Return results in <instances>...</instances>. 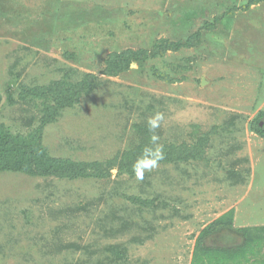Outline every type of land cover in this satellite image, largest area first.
<instances>
[{
  "label": "rangeland",
  "instance_id": "rangeland-1",
  "mask_svg": "<svg viewBox=\"0 0 264 264\" xmlns=\"http://www.w3.org/2000/svg\"><path fill=\"white\" fill-rule=\"evenodd\" d=\"M196 32L191 47L163 46ZM141 49L108 73L112 54ZM84 74L95 84L63 108L28 94ZM157 112L164 159L138 182ZM262 112L264 0H0V127L97 165L77 178L0 170V264H192L226 212L237 229L264 225ZM241 243L238 231L204 241Z\"/></svg>",
  "mask_w": 264,
  "mask_h": 264
},
{
  "label": "trees",
  "instance_id": "trees-1",
  "mask_svg": "<svg viewBox=\"0 0 264 264\" xmlns=\"http://www.w3.org/2000/svg\"><path fill=\"white\" fill-rule=\"evenodd\" d=\"M257 1L259 0H254V2ZM199 38L200 32H196L183 43L165 40L162 43L163 46L164 43L165 45L168 44L169 50H178L180 47H191ZM163 51L164 47L162 50L154 51V55H160ZM147 54L148 52L142 49L114 53L107 62L108 73L118 74L123 72L128 69L131 62L146 59ZM95 80V76L84 74L77 82L61 79L50 83L47 87L39 86L31 88L28 90V94L52 98L59 107L63 108L77 102L81 94L92 88ZM262 115H264V112H262ZM256 132L264 137L263 129L260 128ZM30 134L40 133L35 131V133ZM31 138H33L32 141H27L24 138L14 137L9 129H2L0 127V170H21L34 174L40 173L42 175H55L63 178H77L79 176H90L92 171H96L97 169V165L91 166L85 162H72L51 157L47 153L45 146L41 143L40 136H31ZM193 149L188 150L190 153L183 154V151L177 148V152L175 155L173 152V156L180 159L186 155H193ZM233 213V210L226 212L203 229L197 238L192 264H244L245 262L248 264L251 258H254V264L260 260L264 262V255L261 256L262 258L258 257L261 248L264 247V225L237 229L233 225ZM222 231L228 234L238 231L242 237V243L230 247L205 246V238L213 234H219Z\"/></svg>",
  "mask_w": 264,
  "mask_h": 264
},
{
  "label": "clouds",
  "instance_id": "clouds-1",
  "mask_svg": "<svg viewBox=\"0 0 264 264\" xmlns=\"http://www.w3.org/2000/svg\"><path fill=\"white\" fill-rule=\"evenodd\" d=\"M163 115L159 112L155 113L147 121L148 130L150 132L151 148H146L141 157L133 165V173L138 182H143L145 173H151L159 168L160 162L164 159L163 146L159 143L160 137L156 135L161 127Z\"/></svg>",
  "mask_w": 264,
  "mask_h": 264
}]
</instances>
